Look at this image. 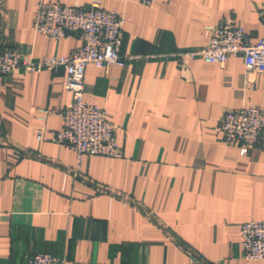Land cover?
<instances>
[{
	"label": "crops",
	"instance_id": "0c3cea01",
	"mask_svg": "<svg viewBox=\"0 0 264 264\" xmlns=\"http://www.w3.org/2000/svg\"><path fill=\"white\" fill-rule=\"evenodd\" d=\"M41 0H0L1 45L34 61L81 42L31 30ZM48 1V0H42ZM97 4L124 20L123 66L87 67L84 101L117 126L122 159L49 141L71 96L62 69L0 77V264L47 253L63 264H264L241 258L240 226L264 221V152L225 144L228 110L264 107V77L241 55L224 65L178 63L229 19L264 39V0H52ZM43 131L41 141L37 131Z\"/></svg>",
	"mask_w": 264,
	"mask_h": 264
},
{
	"label": "built area",
	"instance_id": "2783aa9c",
	"mask_svg": "<svg viewBox=\"0 0 264 264\" xmlns=\"http://www.w3.org/2000/svg\"><path fill=\"white\" fill-rule=\"evenodd\" d=\"M145 8H152L155 0H138ZM123 18L106 11L97 4L88 9L65 6L52 0L39 1L31 30L45 38L62 40L76 38L80 47L68 56L47 57L31 60L22 57L15 49L1 45L2 13L0 10V77L22 70L39 73L43 70L62 69L64 86L71 99L62 110H41L43 114L55 113L61 120L60 130L49 141L72 150L76 154V167L71 170L77 177L86 156L122 159V150L116 144L117 126L111 123L106 113L96 105L84 101V76L87 67L107 68L123 66L120 54L123 40ZM241 55L249 73L264 77V39L252 43L247 40L244 29L226 19L209 29L205 46L198 49L176 52L171 55L177 62L200 59L209 64L224 65L228 58ZM225 144H237L246 152L259 148L264 152V107H249L226 111L217 127ZM43 131H37L41 141ZM241 258L249 261H264V221H247L240 226ZM27 264H63L61 257L37 253L27 257Z\"/></svg>",
	"mask_w": 264,
	"mask_h": 264
}]
</instances>
